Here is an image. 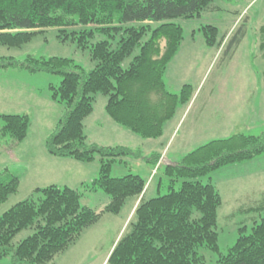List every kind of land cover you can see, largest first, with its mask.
Returning a JSON list of instances; mask_svg holds the SVG:
<instances>
[{
    "label": "trees",
    "instance_id": "trees-1",
    "mask_svg": "<svg viewBox=\"0 0 264 264\" xmlns=\"http://www.w3.org/2000/svg\"><path fill=\"white\" fill-rule=\"evenodd\" d=\"M213 1L0 0L2 46L20 47L49 28H55L61 42L72 41L83 49L91 43L93 67L89 71L60 56L27 55L22 61L0 56V67L59 74V84L51 86L52 96L64 105L65 112L45 139V147L59 157L84 163L98 160L97 175L79 188L36 187V197L18 201L0 214V257L11 252V264H53L54 256L75 242L83 229L95 224L104 212L118 213L131 197L138 198L133 220L114 242L106 264H205L201 249L216 253V264H264V216L254 221L249 232L238 228L235 241L225 253L220 251L217 210L222 198L210 176L220 167L262 154L264 132H239L188 151L165 166L167 192L150 198H145L147 182L141 175H111L115 162L140 157L138 152L120 145L88 143L83 132L93 94L99 92L106 95L105 111L115 122L144 139L160 137L163 125L177 104L189 99L191 90L184 84L179 94L172 93L163 80L183 40L182 26L172 19L199 17ZM201 28L205 44H221L217 26ZM259 30L264 34V26ZM238 32L231 36L228 52L241 41L244 30ZM0 118L1 136L17 143L25 137L26 114H0ZM146 159L157 165L160 158L152 154ZM18 187L19 178L5 173L0 178V204ZM97 190L107 197L100 210L81 202L84 192ZM261 205L240 210L250 212ZM26 228L32 233L14 245L12 239Z\"/></svg>",
    "mask_w": 264,
    "mask_h": 264
},
{
    "label": "rangeland",
    "instance_id": "rangeland-1",
    "mask_svg": "<svg viewBox=\"0 0 264 264\" xmlns=\"http://www.w3.org/2000/svg\"><path fill=\"white\" fill-rule=\"evenodd\" d=\"M172 21L182 26L183 40L168 63L163 80L172 93L179 94L184 84H189L191 90L189 99L179 102L173 116L163 125L160 137L144 139L115 122L105 111L106 95L99 92L93 94L92 111L83 120L88 143L130 147L140 154L115 162L111 175H141L149 184L145 198L166 193L165 166L197 146L239 132H264V34L259 30L264 26V0H214L199 17H177ZM205 24L217 26L218 37L223 39L220 45L205 44L201 28ZM239 28L244 35L228 52L231 36L239 35ZM53 30L49 28L20 47L0 45V56H12L17 61L27 55L68 57L73 64L89 71L93 67L91 43L83 49L72 41L61 42ZM60 80L59 74L46 71L0 67V114H26L29 119L26 135L18 143L0 135V178L10 173L21 179L17 192L0 204V214L18 201L37 196L28 181L27 169L37 163L45 164L44 155L59 157L47 151L45 139L55 131L65 112L64 105L52 96L51 86H57ZM152 154L160 158L157 173V165L146 159ZM87 164L97 165L98 160ZM57 174L56 185H73L70 178L63 177L65 174ZM210 176L222 198L217 210V231L219 249L225 253L235 241L238 228L245 227V232H249L254 221L264 216V152L251 160L220 167ZM208 177L201 179L206 181ZM178 184L179 181L176 187ZM84 193L81 202L93 208L98 209L107 201L99 190ZM129 198L118 213L104 212L95 224L83 229L75 242L54 256L53 264H106L114 241L133 220ZM258 204L263 207L250 212L240 210ZM31 233L30 228L20 231L12 243L16 245ZM201 253L205 264H216V253L207 249H201ZM11 263V252L0 257V264Z\"/></svg>",
    "mask_w": 264,
    "mask_h": 264
},
{
    "label": "crops",
    "instance_id": "crops-1",
    "mask_svg": "<svg viewBox=\"0 0 264 264\" xmlns=\"http://www.w3.org/2000/svg\"><path fill=\"white\" fill-rule=\"evenodd\" d=\"M44 156L46 158L45 164L41 163L42 166H40V164L37 163L31 169H27L28 171H30L28 181L30 182L32 188H35L34 186L43 187L49 184H54V183L56 184L58 180L56 179L57 178L56 172H58V174L62 176L65 174L66 176H63L65 178H70L71 181H73L72 182L73 185L68 184L67 182H65L60 178L59 180L60 182H65L66 185L72 188H78L82 182L91 181L98 173V164L94 166H87L89 164L77 161L70 157L50 156L51 158H48L46 155ZM47 163L50 165H47ZM16 176L18 177V175ZM18 178H19V187H20L21 179L20 177ZM148 188H149V184H147L146 186V191L148 190ZM129 199H131L129 201L131 202L130 213H132L135 208V205L138 202V198H129ZM105 203H103V205Z\"/></svg>",
    "mask_w": 264,
    "mask_h": 264
}]
</instances>
